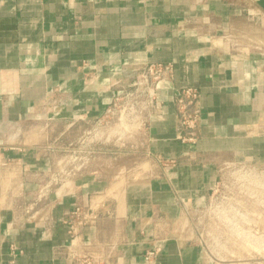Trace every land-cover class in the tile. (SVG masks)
<instances>
[{
    "label": "crops",
    "instance_id": "obj_1",
    "mask_svg": "<svg viewBox=\"0 0 264 264\" xmlns=\"http://www.w3.org/2000/svg\"><path fill=\"white\" fill-rule=\"evenodd\" d=\"M263 32L264 0H0V264H206L186 209L223 162L264 165ZM149 63L175 76L140 144L99 147L55 181L74 129ZM188 87L200 92L189 144L175 104ZM76 206L100 220L74 243L64 220Z\"/></svg>",
    "mask_w": 264,
    "mask_h": 264
},
{
    "label": "built area",
    "instance_id": "obj_2",
    "mask_svg": "<svg viewBox=\"0 0 264 264\" xmlns=\"http://www.w3.org/2000/svg\"><path fill=\"white\" fill-rule=\"evenodd\" d=\"M174 76L175 66L169 63H149L140 68L128 88L113 97L104 114L91 126L92 129L84 131L76 144L72 142L66 146L62 169L55 181L63 179V182L85 170L99 147L111 146L108 142L111 136L118 143L121 136H136L141 129L143 133L152 118L160 114L161 92L168 88ZM175 104L178 116L176 139L183 143H196L200 129L199 90L192 87L176 90ZM186 212L193 220H197L194 224L196 230L198 225H203L202 230L209 226L216 231L263 234L264 222L253 220L264 221V165L252 158L223 162L218 167L217 179L206 200L187 208ZM98 220V209L76 206L68 213L64 224L72 242L76 243L82 230L94 226ZM206 220L208 224H205ZM198 236L203 242L202 234ZM12 250L16 254L22 253L15 246ZM157 252H148L146 262L151 263ZM77 261L78 264H97L86 257L78 258Z\"/></svg>",
    "mask_w": 264,
    "mask_h": 264
},
{
    "label": "rangeland",
    "instance_id": "obj_3",
    "mask_svg": "<svg viewBox=\"0 0 264 264\" xmlns=\"http://www.w3.org/2000/svg\"><path fill=\"white\" fill-rule=\"evenodd\" d=\"M253 30L254 33L252 35L254 38L252 39L256 40V31L255 29ZM259 41L264 44V38L263 41L260 39ZM92 125L86 128H82L78 125L71 136V142L76 144L83 136L84 131L92 129ZM141 131L142 129L137 131V135L133 137L121 136V141L118 143L126 144L127 146L133 142L140 144L139 137H142ZM108 142L110 145H113L117 141L115 139L113 140L111 136ZM196 221L195 219H191L192 224H195ZM253 221L259 223L264 222L263 220ZM208 223V220H206L205 224ZM201 226L203 227V225ZM201 226L198 225L196 231L198 235L202 234L204 254L207 261L206 264H255L254 262L257 259L264 260V233L259 235L251 233L241 234L239 232H229L228 230L227 233L222 230L216 231L214 227L209 228V226H206L205 229L202 230Z\"/></svg>",
    "mask_w": 264,
    "mask_h": 264
}]
</instances>
